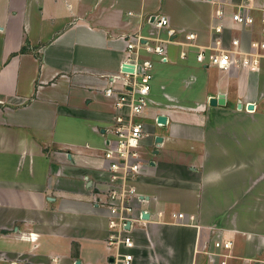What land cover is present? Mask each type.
I'll return each mask as SVG.
<instances>
[{"label": "crops", "instance_id": "0c3cea01", "mask_svg": "<svg viewBox=\"0 0 264 264\" xmlns=\"http://www.w3.org/2000/svg\"><path fill=\"white\" fill-rule=\"evenodd\" d=\"M245 2L256 4L251 8L254 24L241 30L231 27L229 17L224 22L228 38L242 36L250 48L252 41L264 40V0ZM216 8L213 0H0V214L19 226L0 240L8 248L0 264H43L57 254L66 264L78 259L81 264H114L108 260L106 238L94 234L91 223L95 216L106 220L100 225L106 235V215L93 203L105 127L115 115L114 101L105 90L121 84L114 77L126 58L130 35L163 38L172 27L180 34L196 32L204 44L216 34ZM155 14L168 16L170 23L157 27L149 19ZM168 45V61L152 55L151 102L143 113L150 133L146 142L155 157L170 166L179 161L188 173L184 188L175 187L181 193L176 195L190 200L181 209L188 223L166 222V206L176 196L142 189L149 198L144 206L152 214L165 209L166 218L139 229L129 264H219L217 254L205 261L203 253L208 247L214 250L217 235L234 241L230 264H247L249 256L262 249L263 222L245 224L237 208L230 214L214 206L217 193L228 198L242 192L237 175L250 176L253 182V168L264 166V143L238 141L247 138L252 125L255 135L264 134V66L259 71L204 67L195 62L193 52L187 60L179 58L187 46ZM220 93L226 103L211 104V97ZM250 102L254 109L247 108ZM161 113L167 116L163 126L154 121ZM157 136L162 140L153 145ZM224 137L232 139L231 148L220 142ZM235 157L241 159L235 167L238 173L233 171ZM153 162L155 168L159 162ZM54 165L76 171L75 188L59 186L65 177ZM77 205L82 208L75 209ZM217 214L227 216L226 233L217 232ZM30 231L37 239L21 235Z\"/></svg>", "mask_w": 264, "mask_h": 264}, {"label": "built area", "instance_id": "2783aa9c", "mask_svg": "<svg viewBox=\"0 0 264 264\" xmlns=\"http://www.w3.org/2000/svg\"><path fill=\"white\" fill-rule=\"evenodd\" d=\"M213 1L217 3L215 15L219 20L214 26L216 34L211 36L208 42L201 44L196 32L180 34L172 27L167 29V37L163 38L151 36L144 40L145 37L141 34L130 35L127 40L126 58L119 74L114 77L115 80H121V84H112L105 90L106 95L114 101L116 113L111 124L105 128L102 161L96 168L99 173L94 186L97 191L94 193L93 203L106 215V242L112 249L114 264L132 262L139 229L148 222L165 221L166 218L165 209H158L152 214L144 206L149 198L135 184V180H142L151 166V161L145 157L146 139L150 133L143 113L151 102L155 66L152 55H156L161 61H168V44L176 43L187 46L186 51L178 53L180 58L187 60L193 52L195 61L204 67L230 69L234 66H247L251 70L263 69L264 40H254L248 48L242 36L228 38L229 29L224 22L229 17L233 21L232 28L244 30L255 23L251 8L256 4L251 6L245 0ZM262 9L264 10V6ZM149 19L157 27L170 23L169 17L164 14H155ZM262 19L264 21V14ZM262 33L264 35V29ZM159 115L154 117V121L163 126L165 124L158 121ZM156 144L158 145V140ZM145 214H148V217ZM166 222L187 224L188 217L182 210L173 211L170 220ZM29 237L37 239L34 232L30 233ZM224 243L227 247L230 240ZM215 244L221 243L217 244L216 241ZM45 264H62V259L55 255Z\"/></svg>", "mask_w": 264, "mask_h": 264}, {"label": "rangeland", "instance_id": "374dc122", "mask_svg": "<svg viewBox=\"0 0 264 264\" xmlns=\"http://www.w3.org/2000/svg\"><path fill=\"white\" fill-rule=\"evenodd\" d=\"M218 20H219V18H217V22H218ZM178 56H179V54H178ZM260 93H262V92H260ZM115 113H116V110H115ZM84 122L85 121H83L82 126H86V124ZM162 130H163V127H160V128L158 127V131H162ZM247 131H248V133H246L247 138H244V137L238 138V141L241 144L242 143H244V144L250 143L251 144V142L252 143L254 142V144L264 143V134H262L260 131L258 132V134L257 133H256V135L254 134V132H257L254 125H252L251 129L249 127L247 129ZM248 136H250V137H248ZM149 140H152V138H149ZM228 140H232V139L231 138L227 139V137H224L223 139L220 140V142L225 144L228 148H231V145L228 143ZM81 144H83V143H81ZM147 144H148L147 150L149 153L147 152L145 157L147 158V160H150L151 162L158 160L159 164L157 163L158 165L155 168H153L152 166L148 167V173L147 174L145 173L142 177V179H144V181L141 179H139V180L137 179V180H135V184H136V186L138 185L139 190L145 189L147 192H152V194H157V195H162V196H166V195L167 196H171V195L176 196L177 198H175L173 200V202H168V204H167L168 206H166L168 208V212H169L167 214H169L168 216H170L171 212L180 211L183 207L185 208L188 206V202L190 200L187 197V195H182V196L176 195V194H181V193H178L179 191L177 189H175V187L181 188V186L184 188V186H183V184H184L183 180H185L184 175H185V173L186 174H188V173L184 171V169L182 167L183 165L179 161L178 162L175 161L176 163H173V165L170 166L168 164H165V162L163 161V158L158 159L157 157H155L152 154L153 146L150 145L148 142H147ZM154 144H156L155 141L153 142V145ZM97 152H99V151H97ZM233 159H234V165H233L234 168L232 167L233 171L235 173H238L237 170L239 168H235V167L240 164L239 162H241V159H240V157H239V160L236 159V157ZM60 166H55V165L53 166L56 169L60 168L61 174L66 178V179L64 178L63 180L61 178L60 182L58 183L59 186L65 187L66 189L75 188L77 185V182L74 180L75 178H73L74 176L72 174H73V172L76 173V171H74L72 168H69L67 166H61V167ZM98 173H99L98 170L95 169V174H94L95 179L98 177ZM155 173H156V176H159V177H153V175ZM148 174L152 175V177L150 179L148 177L145 178V176H147ZM263 174H264V166L259 165V166L253 168V175H254L253 182L251 181L252 179L249 180L250 176L245 178V177H242L240 174L237 175V179H238L237 184L239 185V190H242V192L237 193L238 195L236 193L230 194L233 196L228 197V198H223L224 196H220L217 193V201H216L217 204H215V206L211 204L212 207L213 206L215 208L217 207L216 208L217 212H226V211L228 212L229 211L230 214L235 212V209L237 208L238 211H240V213L238 215L240 222L243 221L245 224H248V223H252V221H256V219H258L257 221L259 223L263 222V224H264V219L262 218L264 216V214H263L264 211L262 209L263 204H264V179H262V177H261V175H263ZM192 176L197 179L198 175L192 174ZM151 180H153L154 182L148 183L149 181L151 182ZM192 187H196V185L193 183ZM93 191H94V193L97 191L96 187L93 188ZM242 193L248 194L247 197L246 198L242 197ZM78 206L79 205H77L74 208L75 209L76 208L77 209L82 208L81 206H79V207ZM50 214L52 215L53 213H50ZM251 214H252V217H250ZM226 217L227 216H225V214H222V215L217 214V226H216L217 232L223 231L224 233H226V231H225V229H226L225 227H227ZM78 219L85 220V217L82 215H79ZM8 220H9L8 216H6L5 214H0V238H2L0 240H3V238H4L3 235H5L9 232H16L19 228V226L16 225V223L13 224V226H12V222H10ZM105 221L100 216H95L94 221H91V223H93V225H94V230H95L94 234L102 235L104 238H107V236H108L107 230H106V235H105L104 231L101 230V228H104L101 226H103V223H105ZM5 224L8 226L7 229H4L2 227ZM255 224L257 225V223H255ZM21 231H23V230H21ZM96 231H98L99 233H97ZM18 232H20V230ZM30 233H32V231L22 232L21 235L24 236L27 234V236L29 237ZM92 234H93V232H92ZM229 240H230V244H229V246L226 247L224 242H227ZM231 240L233 241V239H231V238H228L226 240H221L220 236L217 235V244L218 243H221V244L220 245H216V244L213 245L212 248L214 250H211L210 247H208L209 249H207L206 251L203 252V253H205V255L203 254L205 261H207L208 255H210L211 257H214L217 254V258H218L217 263H219V264H230L228 258L232 256V254H233L232 250H233V246H234V243H233L234 241L232 242ZM0 242H2V241H0ZM5 244H6L5 242L2 243V245H5ZM2 245L0 244V255H4L3 251L5 249H8V248H5V246L2 247ZM262 245L263 246H262L260 253H257V254L253 253V255L249 256L248 262H246L247 264H264V243ZM72 248H73V253L74 252L77 253V244L76 243H73ZM111 252H112V249H110V254L108 256V260H109V262L114 263L113 255L111 254ZM231 252H232V254H231ZM57 255H59V254H57ZM60 257L62 259V264H66L67 260L65 259V257L62 255H59V258ZM227 259H228V261H227ZM78 260H80V259H78ZM76 262H77V260L73 261L71 264H74V263L76 264ZM80 262H81V260H80ZM45 263H47V262H45Z\"/></svg>", "mask_w": 264, "mask_h": 264}, {"label": "water", "instance_id": "95a60500", "mask_svg": "<svg viewBox=\"0 0 264 264\" xmlns=\"http://www.w3.org/2000/svg\"><path fill=\"white\" fill-rule=\"evenodd\" d=\"M210 103L213 104V105H215V104H220V105L225 104L226 103L225 94L224 93H220L218 96L211 97ZM254 107H255V104L253 102H250L247 105L248 109H254ZM158 121L166 124L167 123V116L165 114H160L158 116ZM157 140H158V142L161 141L162 137L158 136ZM152 163H154V162H152ZM145 215H146V217H148V214H145ZM76 264H81L80 260H77Z\"/></svg>", "mask_w": 264, "mask_h": 264}]
</instances>
